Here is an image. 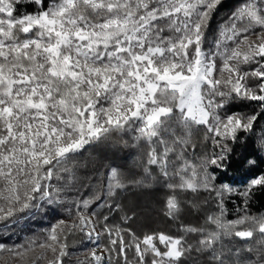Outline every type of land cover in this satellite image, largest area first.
I'll list each match as a JSON object with an SVG mask.
<instances>
[{
    "label": "snow or ice",
    "instance_id": "obj_1",
    "mask_svg": "<svg viewBox=\"0 0 264 264\" xmlns=\"http://www.w3.org/2000/svg\"><path fill=\"white\" fill-rule=\"evenodd\" d=\"M23 2L0 0V221L34 201L56 202L62 189L56 187L55 196L50 190L54 173L57 180L67 177L71 182L75 177L66 165L85 146L133 128L137 140L149 143L147 163L158 165L164 177H169L171 165L180 176L179 184L166 185L169 189L212 192L223 216V199L236 190L227 184L217 188L215 172L226 167L229 142L240 132L253 131L260 113L222 110L234 99L259 102L264 110V0H244L207 51L205 31L222 0H52L47 5L45 0H28L38 10L21 14L17 6ZM248 65L255 67L245 70ZM173 120L185 129L208 126L217 150L196 165L188 164L183 156L188 140L172 130ZM129 184L147 186L143 180L125 183L112 169L101 189L104 200ZM257 186L264 187V175L240 194L247 201ZM93 204L111 208L100 195L80 201L71 223L58 221L40 242L0 244V261L63 264L69 234L99 236L96 213L88 212ZM166 207L172 218L181 211L175 195ZM220 216L208 217L215 231L183 229L201 235L195 249L183 236L164 233L143 238L130 234L126 242L121 229L105 224L112 246L107 251L117 245L121 254L132 249L136 264H180L193 250L207 251L224 264L217 246L233 226L252 225L232 231L235 237L251 239L256 232L264 237V216L245 215L227 225ZM259 250V260L249 264H264V239ZM91 256L97 264L103 258L95 250Z\"/></svg>",
    "mask_w": 264,
    "mask_h": 264
},
{
    "label": "trees",
    "instance_id": "obj_2",
    "mask_svg": "<svg viewBox=\"0 0 264 264\" xmlns=\"http://www.w3.org/2000/svg\"><path fill=\"white\" fill-rule=\"evenodd\" d=\"M51 2L52 0H45L46 5ZM243 2L244 0H222L205 31L203 42L205 51L213 48L219 29ZM17 7L21 14L33 13L38 10L37 5L29 3L28 0H24L23 4ZM216 63L219 68L221 64L219 58ZM254 67L255 65H248L245 66V70L251 71ZM249 83L254 82L249 81ZM222 111L226 114L237 113L244 116L260 113L253 131L240 132L235 142H229L231 152L225 161L226 167L215 172L214 184L217 188L227 184L236 190L233 194L224 197L223 216H220V205H218L214 193L203 190L196 193L190 190L173 192L169 189L166 185L168 183L179 184L180 176L173 174L174 169L171 165L169 177H164L158 165L147 163L149 143L144 139L137 140V133L133 128L131 131L113 132L107 139L102 138L85 146L66 165L74 174L75 179L71 182L67 177L57 180L54 173L49 182L54 187L61 185L66 188L67 194L62 195L60 192L58 199L52 204L46 200L34 201L33 206L6 220L5 224L0 226V234L8 238L24 235L26 232H37L49 225V213L59 220L70 219L72 208L76 211L75 205L78 202L86 199L92 200L100 195L103 202L111 205V208L97 207L93 204L88 209L89 213L95 211V218L99 221L96 224L100 231L99 247L106 256V258L102 256L99 264H125V255L129 264H136L135 253L132 249H127L125 254H121L117 245L114 251H107L112 246L110 237L104 230L105 224L109 228L121 229L126 242L132 239L130 234L143 238L145 235L164 233L173 237L183 236L187 243L192 244L195 249L201 235L186 233L183 231L185 227L191 226L205 231H215L217 230L216 226L208 221L209 216H220L221 222L225 225L245 215L264 216V187H255L247 201L240 194L248 188L252 179L264 175V110L260 108L259 102L234 99ZM170 124L172 130L178 135H186L188 146L184 150L183 156L188 164L196 165L203 156L217 150L213 144L214 134L208 130V126L192 125L189 129H185L182 126L177 127L176 120L171 121ZM249 160L255 161V164L249 165ZM176 163L178 167L179 162ZM112 169H116L124 177L125 183L143 180L147 186L129 184L127 188L119 190L116 197L104 200L101 189L105 187ZM145 169L151 173V179L147 177ZM187 175L190 176L191 173L189 172ZM171 195H175L180 201L181 211L176 218L167 215L166 205ZM104 216L108 217L107 221L103 220ZM249 227L252 225L247 222L235 225L228 230L229 234L221 236L217 252H222L224 264H235L237 259L241 264L259 260L260 242L264 237H261L258 232L254 233L251 239H241L231 235L232 231ZM66 243L63 264H97L92 256H70L77 252L78 244L93 245L84 232H72L67 236ZM158 246L162 251L165 250L164 245L158 244ZM180 264H218V262L212 259L210 252L198 253L193 250L181 258Z\"/></svg>",
    "mask_w": 264,
    "mask_h": 264
},
{
    "label": "rangeland",
    "instance_id": "obj_3",
    "mask_svg": "<svg viewBox=\"0 0 264 264\" xmlns=\"http://www.w3.org/2000/svg\"><path fill=\"white\" fill-rule=\"evenodd\" d=\"M50 186H51L50 190L53 192V195L55 196V188L56 187H54L52 184ZM59 187L62 189L61 190L62 195L67 194L68 190L66 188L62 187L61 185H59ZM72 211L73 212H72L71 218L65 219V221H67L69 223H71V221L75 218V215H76V211H74L73 208H72ZM52 215H53L52 213H49V217H48L49 225H47L46 227H43L41 230H39L37 232H26L24 235H16V236L8 237V238L4 237L0 234V244H4L8 247H12V246L26 245L30 241H33V240L40 242L41 240H43L46 237V234L51 229V227L54 226L55 224H57L58 221H60L58 218H56L54 215L53 216ZM5 222L6 221H0V226L2 224H5ZM96 232L99 233V236H100V231L97 229V225H96ZM98 237L94 234L92 236V238H89V240H91L93 242L92 246L91 245L89 246V244L86 246L84 244L83 245L78 244L79 247L77 249V252L72 253V255L69 253L70 256H74V257L91 256V252L93 250H95L98 255H102L103 257L106 258L105 252L99 247ZM39 251H40V249H37V253H39ZM48 256L50 258L51 253H49ZM4 260H7V256L4 257ZM0 264H3V261H0ZM42 264H47V261H43Z\"/></svg>",
    "mask_w": 264,
    "mask_h": 264
}]
</instances>
